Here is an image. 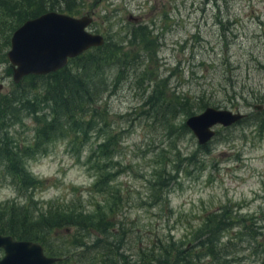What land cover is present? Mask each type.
Returning a JSON list of instances; mask_svg holds the SVG:
<instances>
[{
	"label": "rangeland",
	"instance_id": "rangeland-1",
	"mask_svg": "<svg viewBox=\"0 0 264 264\" xmlns=\"http://www.w3.org/2000/svg\"><path fill=\"white\" fill-rule=\"evenodd\" d=\"M52 5L59 13L71 7L76 18L92 17L87 32L102 35L128 58L101 71L108 91L90 107L101 114L91 127V115L78 113L81 127L67 128L40 149L39 125L17 102L19 95L17 105L9 101L0 110V137L25 154L24 168L35 181L20 188L0 163V204L17 206L32 223L59 210L65 219L82 213L93 219L91 226L104 216L116 225L113 235L95 233L90 224L51 226L47 249L62 250L58 264H100L99 251L107 246L128 258L119 264H137L140 249L151 252L160 242L186 247L205 215L222 208L236 215L234 234L245 235L226 234L220 242L231 240L229 264H264V108L253 110L264 106V0ZM13 18L0 7V102L16 86L7 58L17 29ZM186 100L193 114H185ZM207 107L246 118L216 127L214 138L200 146L185 123ZM5 208L8 219L11 207Z\"/></svg>",
	"mask_w": 264,
	"mask_h": 264
},
{
	"label": "trees",
	"instance_id": "trees-1",
	"mask_svg": "<svg viewBox=\"0 0 264 264\" xmlns=\"http://www.w3.org/2000/svg\"><path fill=\"white\" fill-rule=\"evenodd\" d=\"M73 1L75 0H18L9 4L8 1L0 0V7L8 17H14L15 23L12 29L15 30L29 19L46 12L55 11V7L53 5L48 7L47 3L54 2L57 5H66L67 7V3L69 5ZM72 10L71 7L67 8L66 11L69 12L67 15L74 16L71 14ZM66 11L64 9L62 13L66 14ZM126 58L128 56H123L120 48L116 45L105 43L102 47L91 48V51L88 50L78 57L70 59L67 66L56 72L43 76L30 75L24 77L19 84H15L12 96L0 102V110L10 105L8 102H13L15 95H19L16 99L17 102H21V107L35 116V121L39 125L36 129L38 140L36 149H40L42 143L49 138L66 134L67 128L73 129V125L81 127L82 124L78 123V113L91 115L89 121L86 122V126L91 127V122L96 121L101 114L97 113L95 108L91 110L90 107L108 91V85L102 78L104 74L102 76L101 71L107 67L115 66V63L121 64L122 59L125 60ZM117 81L118 78L114 85ZM27 90L32 93L31 96L27 95ZM186 102L188 100L182 101L185 114H193L188 109ZM45 109L48 113H43ZM3 139L4 137H0V163L5 165L9 175L20 188L33 186L35 181L31 179L24 168L25 154L21 155V151H15L17 150L16 147L9 146ZM102 147L100 145L97 149L101 150ZM96 184L101 185V179L97 180ZM5 207H11L8 210L10 212L8 219H6ZM15 207L17 206L0 204V234L11 236L16 240L36 242L43 246L45 253L50 257L61 258L63 256L62 250L59 248L47 249V240H49L48 234L51 232V228L61 227V224L66 223L65 221H67V225L77 223L80 227L90 224L89 228H93L95 233L113 235L114 231L117 232L116 225L110 223V219L107 222L105 216L91 226L93 219L88 222L89 217L82 213L73 211L71 214H67V219H65L63 212L54 210L50 216H43L36 223H32L28 222L26 217L19 213ZM19 214H21V219H18ZM236 220V215L230 214L227 209L222 208L208 212L199 229L193 234V240L186 247L176 248L174 245H166L160 242V245L151 252H144L140 249V254H138L140 260L137 264H152L151 259L155 264H164L165 260L168 261V259L169 262L173 261V264H229L227 257L231 255L228 247L231 240L228 239L227 244L220 242L226 234L245 236L240 232L234 234L233 230L230 229V227L234 229ZM36 226L41 229L35 228L32 231V228ZM242 229L247 231L248 226L243 225ZM79 247L81 246L79 245ZM87 250V248L84 250V255H86ZM118 250L119 247L114 249V247L107 246V248L99 251L102 253L100 264H119V262L128 259ZM206 258L209 259L208 262L204 261Z\"/></svg>",
	"mask_w": 264,
	"mask_h": 264
},
{
	"label": "water",
	"instance_id": "water-1",
	"mask_svg": "<svg viewBox=\"0 0 264 264\" xmlns=\"http://www.w3.org/2000/svg\"><path fill=\"white\" fill-rule=\"evenodd\" d=\"M132 21L131 17L129 18ZM135 21V20H134ZM92 23L90 16L75 18L56 11L43 13L18 27L10 39L8 61L13 70V82L19 84L26 76H43L67 66L91 48L101 47L105 39L91 34L86 28ZM3 86L0 84V92ZM263 105L253 110L262 111ZM246 115L240 111L207 107L189 117L186 127L200 146L207 145L216 134V127L227 128L241 122ZM0 250L4 256L0 264H56L61 259L44 253L42 245L32 241H18L0 234Z\"/></svg>",
	"mask_w": 264,
	"mask_h": 264
},
{
	"label": "flooded vegetation",
	"instance_id": "flooded-vegetation-1",
	"mask_svg": "<svg viewBox=\"0 0 264 264\" xmlns=\"http://www.w3.org/2000/svg\"><path fill=\"white\" fill-rule=\"evenodd\" d=\"M131 19H132V21H133L134 23H137V22H138V18H132V17H131ZM134 20H135V21H134ZM104 39H105V37H104ZM105 43H106V40H105ZM105 43H104V45H105ZM104 45H103V46H104ZM101 47H102V46H101Z\"/></svg>",
	"mask_w": 264,
	"mask_h": 264
}]
</instances>
